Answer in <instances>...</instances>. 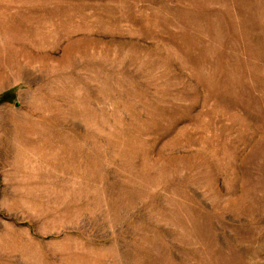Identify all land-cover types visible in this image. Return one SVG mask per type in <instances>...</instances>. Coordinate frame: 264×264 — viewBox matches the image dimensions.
I'll return each instance as SVG.
<instances>
[{
    "label": "rangeland",
    "instance_id": "rangeland-1",
    "mask_svg": "<svg viewBox=\"0 0 264 264\" xmlns=\"http://www.w3.org/2000/svg\"><path fill=\"white\" fill-rule=\"evenodd\" d=\"M8 93L0 264H264V0H0Z\"/></svg>",
    "mask_w": 264,
    "mask_h": 264
},
{
    "label": "trees",
    "instance_id": "trees-1",
    "mask_svg": "<svg viewBox=\"0 0 264 264\" xmlns=\"http://www.w3.org/2000/svg\"><path fill=\"white\" fill-rule=\"evenodd\" d=\"M7 94V93H6ZM9 94V97H8V95H1L0 96V102L2 101H9V100H11V93H8ZM8 98V99H7Z\"/></svg>",
    "mask_w": 264,
    "mask_h": 264
}]
</instances>
